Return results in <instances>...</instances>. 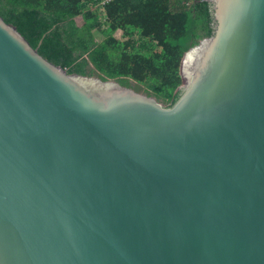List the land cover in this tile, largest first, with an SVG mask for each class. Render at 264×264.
Listing matches in <instances>:
<instances>
[{
	"label": "water",
	"instance_id": "1",
	"mask_svg": "<svg viewBox=\"0 0 264 264\" xmlns=\"http://www.w3.org/2000/svg\"><path fill=\"white\" fill-rule=\"evenodd\" d=\"M207 1L170 106L0 15V264H264V0Z\"/></svg>",
	"mask_w": 264,
	"mask_h": 264
},
{
	"label": "trees",
	"instance_id": "2",
	"mask_svg": "<svg viewBox=\"0 0 264 264\" xmlns=\"http://www.w3.org/2000/svg\"><path fill=\"white\" fill-rule=\"evenodd\" d=\"M103 2L0 0V15L45 59L69 74L115 80L173 105L183 84L185 54L213 33L208 1ZM97 34L103 40L97 41Z\"/></svg>",
	"mask_w": 264,
	"mask_h": 264
},
{
	"label": "rangeland",
	"instance_id": "3",
	"mask_svg": "<svg viewBox=\"0 0 264 264\" xmlns=\"http://www.w3.org/2000/svg\"><path fill=\"white\" fill-rule=\"evenodd\" d=\"M76 21H77L78 24H80V23L82 22V19H81V18H77ZM115 36H116L117 38H121L122 33H121V32H117V33L115 34ZM101 40H103V36L97 34V41H101ZM134 84H135V83H133V85H134ZM142 93H143V92H142ZM163 104H164V103H163ZM165 105H166V104H165Z\"/></svg>",
	"mask_w": 264,
	"mask_h": 264
},
{
	"label": "built area",
	"instance_id": "4",
	"mask_svg": "<svg viewBox=\"0 0 264 264\" xmlns=\"http://www.w3.org/2000/svg\"><path fill=\"white\" fill-rule=\"evenodd\" d=\"M110 0H105V2L102 3V5H105L107 2H109Z\"/></svg>",
	"mask_w": 264,
	"mask_h": 264
}]
</instances>
